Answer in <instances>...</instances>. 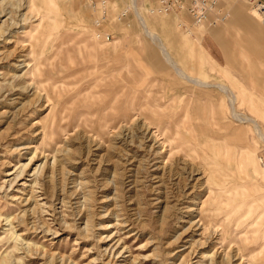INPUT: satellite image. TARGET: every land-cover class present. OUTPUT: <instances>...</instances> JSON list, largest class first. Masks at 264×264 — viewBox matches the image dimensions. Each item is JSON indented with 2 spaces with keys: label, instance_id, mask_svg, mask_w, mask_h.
Wrapping results in <instances>:
<instances>
[{
  "label": "rangeland",
  "instance_id": "1",
  "mask_svg": "<svg viewBox=\"0 0 264 264\" xmlns=\"http://www.w3.org/2000/svg\"><path fill=\"white\" fill-rule=\"evenodd\" d=\"M220 9L227 19L204 27L184 13L161 15L175 32L172 51L183 50L174 56L179 67L205 88L151 63L156 47L136 18L114 21L106 41L96 38L86 0H0V264H211L215 251L264 264V23L244 0H220ZM184 36L196 43L193 54L182 49ZM20 59L29 68H8ZM143 79L159 83L151 96L191 97L183 117L172 119L173 105L148 94L107 98L114 85L140 89ZM196 104L200 114L190 116ZM195 197L202 241L190 252L179 240L187 225L178 209ZM167 204L178 208L164 217Z\"/></svg>",
  "mask_w": 264,
  "mask_h": 264
},
{
  "label": "built area",
  "instance_id": "2",
  "mask_svg": "<svg viewBox=\"0 0 264 264\" xmlns=\"http://www.w3.org/2000/svg\"><path fill=\"white\" fill-rule=\"evenodd\" d=\"M255 11L264 23V0H244ZM94 13L96 35L98 39L110 41L113 34L107 27L114 21L125 23L131 18H136L143 25V14L169 15L186 14L195 25L207 23L217 24L227 19V14L220 9V0H86ZM118 2H125V6H114ZM115 13V15H114Z\"/></svg>",
  "mask_w": 264,
  "mask_h": 264
},
{
  "label": "crops",
  "instance_id": "3",
  "mask_svg": "<svg viewBox=\"0 0 264 264\" xmlns=\"http://www.w3.org/2000/svg\"><path fill=\"white\" fill-rule=\"evenodd\" d=\"M127 2H128V0H127ZM253 12L254 11L252 10V13ZM153 17H155V16H153ZM155 18H157L156 21L155 22H151L149 19H147V18L145 19L143 17V22H142L143 23L142 26H143V28L145 30V33H147V31L151 32L153 34H156V36L158 38V42L156 43V42L152 41L147 36L148 39L151 41V43L156 47V48H154V50L151 49L150 52H149V56L152 57L151 63L153 65H155V66H158V67L164 68V69H169V67L167 66V65H169L172 69L175 70V72H176V74L178 76L181 75L180 76L181 79H185L186 81L191 83L189 81V78L192 79L193 77L191 75H188L182 68L179 67V65H178V63H177V61L175 60V57H174L176 54L180 55V53L183 50L180 51L178 47L177 48L174 47L175 50H173V51H175V52L173 53V51H172L173 47H170V46H172L171 44L174 43V41H175V39H174V37H176L175 36V32H173V29L171 28L170 24L168 23L166 16H158V17H155ZM180 23L181 22H178V24H177L178 27H180L179 26ZM244 24L247 25L248 27L252 28V29H259V26H256L255 22H253L250 19H246L244 21ZM204 26H202V27H204ZM152 27H154L155 29L157 27H160V29L162 31L161 35L159 33L158 34L154 33V31H152V29H151ZM260 29H261V27H260ZM186 33H187L188 36H189V34H192V33H188V32H186ZM180 44L182 45V49L184 48V51H186L185 49H187V54H193V52H194V51L192 52L193 46L196 44L193 40H190L189 38H187V36L186 37L184 36L183 41L182 42L180 41ZM160 47L163 48V50L166 49L164 52L167 55L169 54L168 58L170 57L169 59L172 61V63L174 65L170 64L167 61V59L162 55ZM134 54L138 57L140 55L143 56L144 53H141L140 50H136L134 52ZM159 55L162 57V59H160ZM243 59H247V57L243 56ZM141 74H142V76L144 75L143 72H141ZM182 74L187 76V77L182 76ZM101 81L102 80H97L95 82L99 83ZM184 84H186V83H184ZM192 84H194V83H192ZM141 85H142V88H140V89L139 88H131V87L130 88L128 87L126 89L125 87H120V86L114 85L111 90H108L109 91V96L107 98L110 101H112V100L115 101L116 99H118L119 98L118 95H121L122 96L121 98L126 99V100H133L134 98H137V99L145 98L146 97L145 94L149 95L151 90L156 89L159 86V83L157 81H146V80L143 79ZM190 87H192V86H188L187 88H184L183 89L184 90L183 93H187V92L191 91L192 89ZM104 91H107V90H104ZM104 91H102V92H104ZM137 93H142L143 95L142 96H137V95H135ZM159 93L160 92H156V95H154V96L149 95L148 97L150 99H155V100H166V103H165L166 106L168 104L173 105V106L169 107V112H168L169 116L172 117V119H175L176 117H183V115L185 113L183 112L182 106L185 104L187 99H190L192 101L191 97L187 98L184 94L183 95L179 94V93H182V92H179L178 95L176 93H175L176 95L175 94L173 95V94H170L168 92H164V94L161 93L158 96ZM239 95H243V98L245 97V93L243 91L239 92ZM103 99L105 100V96L99 98L100 101H102ZM94 100L96 101V99H94ZM95 104H97V103H95ZM108 109L112 110V109H114V107L113 106L112 107H108ZM105 111H107V109H105ZM105 111H102V113L105 112ZM191 112L194 113L196 115V117L199 116L200 112H199L197 104L190 111V113H189L190 116H192ZM108 120L109 119H105L104 123H109ZM194 120L196 121V118H194ZM101 121H102V119H101ZM179 126H182V125H179ZM203 126H204V124H203ZM199 127L202 130L206 129V128L201 127V126H199ZM191 128H192V131L195 132L194 125L191 124ZM251 159H252L251 156H247L246 160H248V162H249V160H251ZM228 164H230V160L228 161Z\"/></svg>",
  "mask_w": 264,
  "mask_h": 264
},
{
  "label": "bare ground",
  "instance_id": "4",
  "mask_svg": "<svg viewBox=\"0 0 264 264\" xmlns=\"http://www.w3.org/2000/svg\"><path fill=\"white\" fill-rule=\"evenodd\" d=\"M127 1V0H126ZM129 1V0H128ZM0 14H1V16H3V14L0 12ZM10 14V13H9ZM150 16H152V15H150ZM155 17H158V16H161V15H154ZM143 20V19H142ZM145 24V23H144ZM181 28H182V26H183V23H180V25H179ZM202 26H204V25H201L200 27H202ZM188 33H191V31H187ZM151 39H154V38H156V40H158V38H157V36H156V34H153V33H151V32H148L147 31V33H146ZM96 35V34H95ZM96 38H97V35H96ZM98 39V38H97ZM81 50V49H80ZM160 50H161V53H162V55L167 59V61L170 63V64H173L172 63V61L168 58V56H169V54L167 55V54H165V50H163V48H161L160 47ZM1 60V59H0ZM173 60V59H172ZM2 62H0V66L2 65L1 64ZM174 65V64H173ZM15 68H13V67ZM8 67V66H7ZM1 68V67H0ZM8 68H10V69H12V70H16V71H18V70H20V69H22V71H23V69H27V68H29V66L26 64V61L24 60V59H20L19 60V64H12L11 62H9V67ZM21 71V70H20ZM181 76V75H180ZM182 76H185V75H183L182 74ZM185 77H187V76H185ZM188 80V79H187ZM189 81L191 82V83H194L195 85H198V86H201V87H207V86H205L206 85V83H201V82H199L198 80H196V79H190L189 78ZM204 84V85H203ZM224 87V86H223ZM222 90V89H221ZM229 89H227V88H223V90L222 91H228ZM34 94V93H33ZM44 97V96H43ZM19 98V97H18ZM46 99V98H45ZM20 103H19V106L20 105H24L23 104V100L21 99L20 101H19ZM50 102V101H49ZM90 102H91V104H89L90 106H93V104H95L94 103V101H93V98H92V100L90 99ZM21 107V106H20ZM36 107V106H35ZM19 110V109H18ZM12 111V110H11ZM17 112L18 111H16L15 113L13 112V114H11V115H13V118H11V119H15L16 118V114H17ZM9 113V112H8ZM97 122H100L101 121V116H98L97 118ZM37 125H38V123H37ZM93 126V125H92ZM34 127V126H33ZM107 127H110V124H107L106 125V128ZM119 128V130L118 131H115L116 133H114L115 134V141H116V146H114L113 147V149L118 153H123V149L124 148H126L125 146H126V138H127V134H126V131L128 130L127 129V127L126 126H121V127H118ZM117 128V129H118ZM114 129V128H113ZM112 129V130H113ZM257 129L260 131V129H259V126H257ZM35 130V129H34ZM110 130V129H109ZM134 131H135V129H134ZM102 132V131H101ZM114 132V131H113ZM132 132V131H131ZM37 133V132H36ZM141 133V132H140ZM41 134H43V132L41 133ZM148 134H150V132L148 131V130H145V132H144V140L145 141H149L150 139H149V136H148ZM38 136V135H37ZM89 136V135H88ZM106 136V135H105ZM104 136V137H105ZM40 137V136H39ZM72 138H73V136H71ZM107 137V136H106ZM140 138V137H139ZM68 141H71V138L69 137V139H68ZM85 141V140H84ZM70 143V142H69ZM111 144V143H110ZM73 145V144H72ZM102 145H101V143H99V142H95L94 143V146H92V147H94L95 149H98V148H100ZM74 147V146H73ZM72 147V148H73ZM87 148V147H86ZM71 150V149H70ZM76 150V149H75ZM85 150V149H84ZM83 150V151H84ZM103 151V150H102ZM216 151V156L217 157H219L218 156V154H217V151H218V149H216L215 150ZM37 152V151H36ZM221 152H222V150H221ZM222 155V154H221ZM223 156V155H222ZM121 157V156H120ZM91 158V157H90ZM101 158V157H100ZM111 158V157H110ZM264 160V159H263ZM123 162V161H122ZM262 162V161H261ZM260 162V163H261ZM263 163V162H262ZM116 164V163H115ZM264 164V163H263ZM30 165V164H29ZM41 166V165H40ZM170 168V167H169ZM40 172V171H39ZM37 173H38V171H37ZM38 175V174H37ZM117 176H118V181L120 182V183H118V185L122 188V189H120L122 192H124V193H126V194H130L129 192H131V184H130V186H127L128 184V182L126 183V174H124V173H118L117 174ZM190 176V175H189ZM51 177V176H50ZM131 178V177H130ZM34 182V181H33ZM104 184V183H103ZM191 188V187H190ZM69 191V190H68ZM120 192V191H119ZM194 194V193H193ZM195 195V194H194ZM133 198V196L131 195L130 196V199H132ZM190 198V197H189ZM192 203L189 205V206H186V207H182V208H180V209H178V210H181V217H180V220H182V221H185V222H181V223H185V225L184 226H186V228H185V230L179 235V240H182V241H184V243H186L185 244V246L186 247H189V249H191L192 251H190V252H194V250H193V248L194 247H196L197 246V244L199 243V242H201L202 240L199 238L198 240L196 239V237L198 238V237H201L202 236V234L200 233L201 231H202V228H203V224H202V222H201V219H198V216H200L201 215V211H202V209H203V207H200V205H201V200H200V198H193L192 199V201H191ZM134 203V202H133ZM135 204V203H134ZM185 205V204H184ZM183 205V206H184ZM105 207V206H104ZM178 208V205H173V206H169L168 204L165 206V208H163V209H161L162 210V216H166L167 214H168V211L170 210V209H174V208ZM106 209V208H105ZM120 211H124L123 210V208L122 207H120ZM90 212V211H89ZM138 214H134L133 216H137ZM202 216V215H201ZM112 217V216H111ZM138 219L140 220V217H138ZM141 221V220H140ZM129 220L127 219V217L126 218H124V221H122V222H120V224H119V226L120 227H122V228H127L128 226H129ZM207 225V224H206ZM183 226V227H184ZM177 230V229H176ZM223 240V239H222ZM206 243V242H205ZM205 243H203L202 245H205V248H203V249H211L210 248V245L209 244H205ZM209 243V242H208ZM249 243V242H248ZM184 245V244H183ZM207 245V246H206ZM113 247H115V246H113ZM116 248V247H115ZM114 248V249H115ZM188 249V250H189ZM110 254V253H109ZM222 254L221 253H218L217 251H215L213 254H212V256H211V264H243V263H238V261L240 260V255L238 254V255H233L232 257H230V258H226V257H224V256H221ZM217 259L219 260L220 259V262H217Z\"/></svg>",
  "mask_w": 264,
  "mask_h": 264
}]
</instances>
